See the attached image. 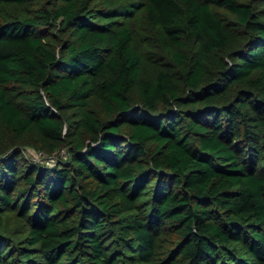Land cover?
Masks as SVG:
<instances>
[{"label": "trees", "instance_id": "trees-1", "mask_svg": "<svg viewBox=\"0 0 264 264\" xmlns=\"http://www.w3.org/2000/svg\"><path fill=\"white\" fill-rule=\"evenodd\" d=\"M116 1L0 0V264H264V0Z\"/></svg>", "mask_w": 264, "mask_h": 264}, {"label": "rangeland", "instance_id": "rangeland-1", "mask_svg": "<svg viewBox=\"0 0 264 264\" xmlns=\"http://www.w3.org/2000/svg\"><path fill=\"white\" fill-rule=\"evenodd\" d=\"M103 6L111 7L119 3L116 0H103ZM221 9V8H220ZM222 10V9H221ZM135 17L127 19L135 29V38L133 40L134 46L139 49L142 53V63L140 79L150 78L155 79L159 69L163 66V62L167 60V56H171L174 53V49L165 47L159 43L163 42V33L159 27H155L148 22V16L144 9L138 10ZM27 9L24 6L18 4H0V19H8L16 15H26ZM104 18H95L96 22L102 21ZM120 20H124L125 17H119ZM118 19V20H119ZM163 46V47H162ZM183 47H181L182 49ZM162 55H160V52ZM166 56V57H165ZM99 110H102V102L99 96L93 98V104ZM69 128V123L66 126V131ZM63 149L57 150L53 154H49L46 151L37 150L35 148H29L26 151L27 156L31 160H35L42 164H52L57 159H67V148L65 147L66 153L63 154ZM5 220L8 222L13 233L14 238L19 240L28 235L27 223L15 213V211H8L4 215ZM169 246V244H167ZM166 245V246H167Z\"/></svg>", "mask_w": 264, "mask_h": 264}, {"label": "built area", "instance_id": "built-area-1", "mask_svg": "<svg viewBox=\"0 0 264 264\" xmlns=\"http://www.w3.org/2000/svg\"><path fill=\"white\" fill-rule=\"evenodd\" d=\"M62 152H63V154H65V153H66V150H65V149H63V150H62Z\"/></svg>", "mask_w": 264, "mask_h": 264}]
</instances>
